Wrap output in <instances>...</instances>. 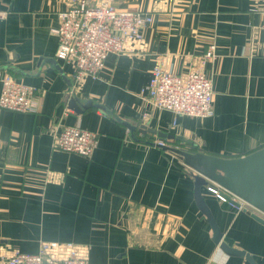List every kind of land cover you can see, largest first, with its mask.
Segmentation results:
<instances>
[{
  "label": "crops",
  "instance_id": "crops-1",
  "mask_svg": "<svg viewBox=\"0 0 264 264\" xmlns=\"http://www.w3.org/2000/svg\"><path fill=\"white\" fill-rule=\"evenodd\" d=\"M113 3L151 13L141 31L146 49L109 54L73 92L70 65L55 57L66 0H0V72L33 86L37 103L33 112L0 107V264L41 241L71 242L92 264H252L213 242L193 199L192 170L174 149L236 157L264 146V0ZM210 44L215 57L199 65ZM160 61L175 73L193 66L207 74L212 115H177L151 102L146 87ZM73 95L80 112L69 106ZM86 101L93 106L83 108ZM65 125L96 132L89 156L53 147ZM208 186L225 192L200 188L221 241L264 264V225Z\"/></svg>",
  "mask_w": 264,
  "mask_h": 264
},
{
  "label": "built area",
  "instance_id": "built-area-1",
  "mask_svg": "<svg viewBox=\"0 0 264 264\" xmlns=\"http://www.w3.org/2000/svg\"><path fill=\"white\" fill-rule=\"evenodd\" d=\"M66 5L67 8L58 13L59 23L54 30L57 37L55 57L70 65L73 92L81 90L86 78L98 76L109 54L145 51L146 43L141 31L151 23L149 11L121 9L113 0H94L92 4L89 0H66ZM199 57V65L212 60L215 57L214 45H208ZM167 65L160 61L152 68L146 87L151 102L157 108L177 115H212V87L207 74L193 66L185 73H175ZM0 82L1 108L18 112L35 110L37 103L33 86L1 72ZM95 142L96 132L77 125L62 126L52 137L54 148L86 157L91 154ZM51 176L55 179L53 173ZM207 190L223 199L216 188L208 186ZM249 209L254 212L251 207ZM1 264L92 263L80 247L71 242L41 241L36 252L15 249L3 257Z\"/></svg>",
  "mask_w": 264,
  "mask_h": 264
},
{
  "label": "water",
  "instance_id": "water-1",
  "mask_svg": "<svg viewBox=\"0 0 264 264\" xmlns=\"http://www.w3.org/2000/svg\"><path fill=\"white\" fill-rule=\"evenodd\" d=\"M69 106L75 111L80 112L79 99L77 96L69 98ZM83 108L93 106L91 101H86ZM131 132L137 131L141 134H152L158 140L164 138L170 140H180L188 142L180 136L167 134L155 128L140 124L138 127L127 122H122ZM161 146V143H157ZM192 145V144H191ZM180 154L184 162L192 170L193 177V199L204 215L206 222L212 230V240L228 255L243 256L252 264H257L244 250L232 248L224 241H221L222 232L220 231L211 210L201 193L200 188L213 183L221 188L224 193H220L225 200L239 206L240 202L251 207V217L264 225V146L257 148L247 154L236 157H224L198 149H174Z\"/></svg>",
  "mask_w": 264,
  "mask_h": 264
},
{
  "label": "trees",
  "instance_id": "trees-1",
  "mask_svg": "<svg viewBox=\"0 0 264 264\" xmlns=\"http://www.w3.org/2000/svg\"><path fill=\"white\" fill-rule=\"evenodd\" d=\"M176 141H180V140H176ZM212 187V186H211Z\"/></svg>",
  "mask_w": 264,
  "mask_h": 264
}]
</instances>
